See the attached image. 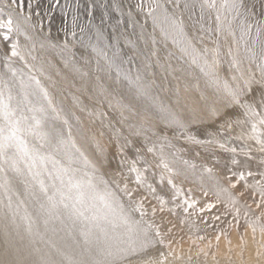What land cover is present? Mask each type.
<instances>
[{"label":"snow or ice","instance_id":"snow-or-ice-1","mask_svg":"<svg viewBox=\"0 0 264 264\" xmlns=\"http://www.w3.org/2000/svg\"><path fill=\"white\" fill-rule=\"evenodd\" d=\"M99 7L0 0V264H264V0Z\"/></svg>","mask_w":264,"mask_h":264},{"label":"rangeland","instance_id":"rangeland-1","mask_svg":"<svg viewBox=\"0 0 264 264\" xmlns=\"http://www.w3.org/2000/svg\"><path fill=\"white\" fill-rule=\"evenodd\" d=\"M135 1V0H134ZM41 2V16L43 18V22L45 27L49 26V19L46 16H43V7L48 5L49 0H40ZM64 2V0H61V4ZM89 2V0H81V3L83 4H87ZM94 2L97 4V8L95 9L94 15L97 17L96 22L99 23V17L102 14V10L100 9L99 5L100 4H104L107 3L109 6L112 5V3L114 2V0H94ZM116 3H120L123 5L124 8V12L127 13L125 4L123 3V0H115ZM109 17H110V22L111 23H115V21L117 19H119L120 17L118 16V14L111 9V7H109ZM51 16L54 17V20L51 23V27H52V32L56 33L57 29L60 27L61 25V15H60V11H59V6H57L56 11L51 13ZM125 21H127V15L125 14L124 16ZM123 27V26H122ZM132 31V29H128V32L130 33ZM63 34L61 33V36ZM135 37H133L134 39ZM123 40H121V46L123 47ZM127 50V49H126ZM234 236V235H233ZM233 243L235 244L236 241H234L233 239ZM227 253V248H226V243L225 241L222 239L220 242V252L217 255V260L219 261V264H228V255ZM195 259V257H194ZM201 259H203V257H201ZM209 264H212V259L211 256H209ZM245 259H249L248 254H245ZM232 261L233 264H239L240 258L236 255V251L234 250L232 253Z\"/></svg>","mask_w":264,"mask_h":264},{"label":"bare ground","instance_id":"bare-ground-1","mask_svg":"<svg viewBox=\"0 0 264 264\" xmlns=\"http://www.w3.org/2000/svg\"><path fill=\"white\" fill-rule=\"evenodd\" d=\"M134 0H123V3L125 4V7H126V10H128V7L130 6V5H132V4H134ZM133 13H134V16H136L137 18H139V15L135 12V10L133 9ZM45 29H47V27H45ZM53 34H55L54 32H53ZM135 39V38H134ZM53 61H54V63H56L57 64V66L58 67H60L61 69H62V71H64L66 74H67V70L66 69H63V67H62V65L59 63V61H58V58H55V57H53ZM53 76L55 77V72H54V70H53ZM69 77L71 78V75L69 74ZM56 79H59V77H55ZM70 90H72V89H70ZM74 91V90H73ZM69 102H70V99H69ZM233 239H234V241H235V236H233Z\"/></svg>","mask_w":264,"mask_h":264}]
</instances>
